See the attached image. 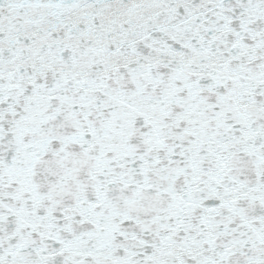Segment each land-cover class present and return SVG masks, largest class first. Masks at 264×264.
Listing matches in <instances>:
<instances>
[{"label": "snow or ice", "instance_id": "1", "mask_svg": "<svg viewBox=\"0 0 264 264\" xmlns=\"http://www.w3.org/2000/svg\"><path fill=\"white\" fill-rule=\"evenodd\" d=\"M0 264H264V0H0Z\"/></svg>", "mask_w": 264, "mask_h": 264}]
</instances>
